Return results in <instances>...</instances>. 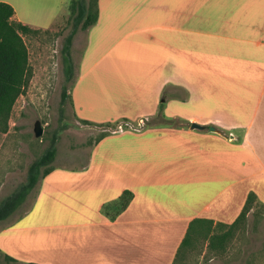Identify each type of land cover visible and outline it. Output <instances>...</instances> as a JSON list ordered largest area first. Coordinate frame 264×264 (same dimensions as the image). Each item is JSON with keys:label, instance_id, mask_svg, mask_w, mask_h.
I'll return each instance as SVG.
<instances>
[{"label": "crops", "instance_id": "1", "mask_svg": "<svg viewBox=\"0 0 264 264\" xmlns=\"http://www.w3.org/2000/svg\"><path fill=\"white\" fill-rule=\"evenodd\" d=\"M0 1L32 28L55 21ZM97 5L71 107L120 127L40 179L33 209L67 228L49 264H172L191 219L231 223L249 191L264 203V0ZM124 191L126 207L103 212Z\"/></svg>", "mask_w": 264, "mask_h": 264}, {"label": "rangeland", "instance_id": "2", "mask_svg": "<svg viewBox=\"0 0 264 264\" xmlns=\"http://www.w3.org/2000/svg\"><path fill=\"white\" fill-rule=\"evenodd\" d=\"M68 1L66 6L60 0H12L18 14L31 15L39 23L53 19L55 14L56 18L49 29L23 35L29 51L31 76L13 105L7 130L0 132V200L25 181L29 164L50 145L54 135L53 169L55 165L78 168L93 153V145L100 134L116 126L105 128V125L79 120L70 98H62L63 89L69 93L75 80L87 32L78 29L67 54L64 44L71 30ZM66 55L72 64L68 79L64 68ZM37 120L43 129L41 136L34 134ZM40 181L23 205L0 222V241L16 260L7 259L5 251L1 250L0 264H49L54 258L55 243L60 235H65L67 228L49 226L51 222L42 219L40 211L33 209ZM232 232L224 250L211 251L200 240L185 252L179 264H264V206L255 205L245 222Z\"/></svg>", "mask_w": 264, "mask_h": 264}, {"label": "trees", "instance_id": "3", "mask_svg": "<svg viewBox=\"0 0 264 264\" xmlns=\"http://www.w3.org/2000/svg\"><path fill=\"white\" fill-rule=\"evenodd\" d=\"M69 4L71 30L66 36L64 44V50L67 51V54L72 37L78 29L87 30L98 19L97 0L89 2L86 0H70ZM39 31V29L32 28L15 19L13 6L5 1H0V132L7 130L13 105L17 97L23 93L31 76L29 51L23 35ZM64 63L65 74L68 79L72 73V64L68 55L64 57ZM66 97H69L71 102L70 92L67 93L66 89H63L62 98ZM83 121L93 125H105V128L114 126V124H96L86 120ZM116 126L110 131L100 134L97 140L115 130ZM55 136L52 137L50 145L29 164L25 181L0 200V222L12 216L26 201L38 181L53 169L51 163L56 155ZM130 199L131 193L124 191L112 205H105L102 210L105 212L111 208L116 210L115 213H118L126 207ZM255 205L264 206V203L257 199L253 191H249L240 212L231 223L203 217L191 219L176 249L172 264H179L186 254L185 252L200 243V240L211 251L224 250L227 240L233 233L232 231L245 222L248 212ZM4 255L7 259L16 261L14 258ZM27 264L38 263L28 262Z\"/></svg>", "mask_w": 264, "mask_h": 264}, {"label": "water", "instance_id": "4", "mask_svg": "<svg viewBox=\"0 0 264 264\" xmlns=\"http://www.w3.org/2000/svg\"><path fill=\"white\" fill-rule=\"evenodd\" d=\"M194 126L199 127L197 124H194ZM42 133H43V129L41 128L40 122L37 120L34 124V134L35 136H41Z\"/></svg>", "mask_w": 264, "mask_h": 264}, {"label": "built area", "instance_id": "5", "mask_svg": "<svg viewBox=\"0 0 264 264\" xmlns=\"http://www.w3.org/2000/svg\"><path fill=\"white\" fill-rule=\"evenodd\" d=\"M140 121L143 122V119H140ZM119 127H120V126L118 125V128H119Z\"/></svg>", "mask_w": 264, "mask_h": 264}]
</instances>
